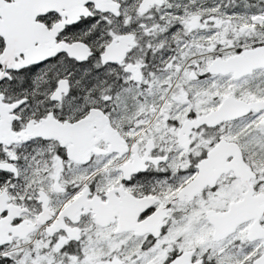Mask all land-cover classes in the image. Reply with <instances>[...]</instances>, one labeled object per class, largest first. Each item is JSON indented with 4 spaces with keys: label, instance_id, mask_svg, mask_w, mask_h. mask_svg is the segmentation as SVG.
Instances as JSON below:
<instances>
[{
    "label": "snow or ice",
    "instance_id": "1",
    "mask_svg": "<svg viewBox=\"0 0 264 264\" xmlns=\"http://www.w3.org/2000/svg\"><path fill=\"white\" fill-rule=\"evenodd\" d=\"M0 264H264V0H0Z\"/></svg>",
    "mask_w": 264,
    "mask_h": 264
}]
</instances>
